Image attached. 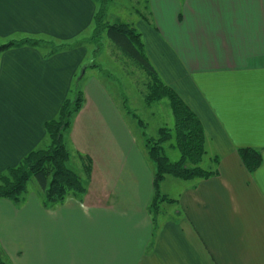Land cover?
I'll return each instance as SVG.
<instances>
[{
	"label": "crops",
	"instance_id": "crops-1",
	"mask_svg": "<svg viewBox=\"0 0 264 264\" xmlns=\"http://www.w3.org/2000/svg\"><path fill=\"white\" fill-rule=\"evenodd\" d=\"M145 1L146 19L134 21L146 54L200 118L219 158L216 166L207 152L208 169L219 175L164 187L173 202L152 215L154 166L108 90L94 73L84 80L90 49L74 44L90 37L98 0H0L1 45H73L0 53V175L48 143L46 123L76 87L85 103L66 141L92 162L84 198L51 208L42 190L20 204L0 200V257L9 264H264V0ZM242 148L262 156L252 174Z\"/></svg>",
	"mask_w": 264,
	"mask_h": 264
},
{
	"label": "trees",
	"instance_id": "trees-1",
	"mask_svg": "<svg viewBox=\"0 0 264 264\" xmlns=\"http://www.w3.org/2000/svg\"><path fill=\"white\" fill-rule=\"evenodd\" d=\"M111 0H98V11L94 17L92 40L99 48L104 34L123 55L124 66L127 70L136 69L142 73L145 90L141 92L143 101L150 106L155 103L167 101V105L174 117L173 128L161 127L158 139L145 136V149L150 162L154 166V199L150 206V213L157 215L162 203H172L160 191L161 183L167 177L180 180H207L219 175V171H207L201 167L206 155V133L200 118L183 101L179 94L167 85L151 64L145 50L141 33L129 22H107V13ZM142 18L146 19L142 16ZM24 45L47 46L50 54L73 48L70 44L55 45L35 39L12 40L0 45V53L11 48ZM88 68V67H86ZM84 68L83 74L87 70ZM82 74V75H83ZM81 78V76H80ZM80 80V79H79ZM85 96L76 87L73 99H67L58 114V117L46 123V132L49 145L29 153L18 166L8 169L0 175V200H11L16 204L22 203L27 193L28 184L35 180L40 186L44 206L51 208L62 204L66 198L73 194H84L86 188L80 176L68 167L72 153L67 147L66 134L72 126L74 116L83 108ZM140 126L142 121L137 119ZM180 153V158L172 162L164 152V144L170 143ZM78 155L83 161L87 178L92 173V162L89 157ZM244 167L251 174L262 165V156L259 151L251 148L238 150ZM219 165V158L213 160ZM0 264H9L0 257Z\"/></svg>",
	"mask_w": 264,
	"mask_h": 264
},
{
	"label": "rangeland",
	"instance_id": "rangeland-1",
	"mask_svg": "<svg viewBox=\"0 0 264 264\" xmlns=\"http://www.w3.org/2000/svg\"><path fill=\"white\" fill-rule=\"evenodd\" d=\"M108 12L109 16L107 15L106 20L110 24H115L117 22H129L134 24L135 28L139 31L134 20L147 15L148 7L145 0H111ZM93 29L94 25L88 33L90 34V37H87L88 35H85L83 37H80L78 41L74 43L85 44L90 49V63L88 65V70L90 71L84 80L88 81L89 78H93L90 76L92 75V73H94V78H97L101 82V84L108 90L112 101L122 108L125 123L130 129L133 138L138 141V143L146 152V149L144 147L146 139L144 133H146L147 137L158 139V131L161 127L173 128V114L167 105V101L155 103L150 106L146 105V103L143 101V97L141 96V92L145 90L143 85L144 78L142 76V73L133 68L129 70L126 69V67L124 66V59L122 57L123 55L116 49V47L108 39L106 34L103 35L99 48L96 47L92 40ZM83 71L84 67L81 70L80 76H82ZM73 96L74 95L71 94L69 99H73ZM138 118L142 121L144 127L139 125V122L137 120ZM49 143L50 141H48V143L42 148H46ZM170 145L171 142L164 144V152L170 159V161L175 162L180 158V153L177 149L171 148ZM67 147L72 153V158L68 163V167L74 170L80 176L81 181L84 184L83 186L87 190V193L92 185V181L90 182L92 173L90 178L86 177L83 167V161L78 157L77 154H75L74 149L70 143ZM209 149L210 148L206 146V154L208 152L207 155L213 161L215 158L210 157V152L207 151ZM207 155L204 156L201 167L207 171H210V169H208V166L213 165L207 162ZM165 180L166 182L163 186ZM165 180L160 185V191L162 194L163 188L168 187V185H170L172 189L176 188V184H174L177 183L176 180L179 182L185 181L173 177H167V179ZM36 190H41V188L35 180H31L28 184V190L24 197L27 196L28 193H34ZM86 193L74 195L76 197L84 198V195ZM69 197H71V195L67 198ZM161 205H164V203H162ZM170 209L174 210V207L171 206ZM87 242L88 241L81 243V247L89 249L92 244Z\"/></svg>",
	"mask_w": 264,
	"mask_h": 264
}]
</instances>
